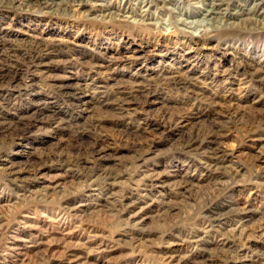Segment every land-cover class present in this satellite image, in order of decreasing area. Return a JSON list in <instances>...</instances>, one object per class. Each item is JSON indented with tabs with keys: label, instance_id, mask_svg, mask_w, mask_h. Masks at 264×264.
Wrapping results in <instances>:
<instances>
[{
	"label": "rangeland",
	"instance_id": "obj_1",
	"mask_svg": "<svg viewBox=\"0 0 264 264\" xmlns=\"http://www.w3.org/2000/svg\"><path fill=\"white\" fill-rule=\"evenodd\" d=\"M141 1L0 0V62L50 52L20 94L0 81V264H264V26L194 36L155 2L139 26ZM147 177L164 184L144 215L127 203Z\"/></svg>",
	"mask_w": 264,
	"mask_h": 264
},
{
	"label": "bare ground",
	"instance_id": "obj_2",
	"mask_svg": "<svg viewBox=\"0 0 264 264\" xmlns=\"http://www.w3.org/2000/svg\"><path fill=\"white\" fill-rule=\"evenodd\" d=\"M88 1L89 0H60V4L58 3L57 5H55L57 7H55V9L52 11L59 12V10L61 9V7H60L61 5L65 6V8L68 6L69 7H82L84 5H87ZM257 1H258V3H254L250 8L249 7L247 9L246 8H238V9L231 10L230 9L231 0H228V2H226L225 0H189V2L187 0H142L141 1L142 3H138L140 6H142V8L140 10V14L138 16H136V18H138V19H136L137 21L134 20L133 23L137 24L139 26L144 25V22H145L144 21V17H145L144 15L148 10V9H144V8L151 6L155 2V3H160V5L162 7L172 6L174 9L168 10V11H170L173 15H175L176 23L178 25L183 26L186 29L194 30V33H192L194 36H198L200 31H201V30L199 31L197 29V27L203 26V25H205V23L206 24L208 23L209 26H211L212 28L229 29L227 33H234L236 31H238V29H243V28L252 29L250 25L253 26L254 24L255 25L260 24L261 26H264V0H257ZM11 2L18 4V8L19 7L20 8L21 7H27L29 9V8L33 7L35 4L36 7H41V9H44V10H49L50 8H52V5L54 4L53 0H11ZM126 2H129V0H123V3H126ZM135 2H138V0H135ZM254 2H255V0H254ZM186 3L188 6H191V7H197V8L199 7L203 11V14H201L200 20L189 21L188 18L187 19L183 18V16H185V15L182 13V11L184 9L183 6ZM127 6H128V4H127ZM90 7H92V9L90 10L92 13H94V14L99 13L100 15H102V17L106 16V17L111 18L114 16V15H112L113 13H107L108 12V4H104V5L103 4L102 5L101 4H93ZM62 11H64V10H62ZM122 11L124 12L123 14H129V15L132 14V12H130L128 9L127 10L124 9ZM120 17L123 19L124 22H126V19H128V17H124V16H120ZM96 18H99V16ZM232 20H239V23L238 24L231 23L230 21H232ZM241 24H243L242 28L239 27V25H241ZM146 25H150V24H146ZM227 33H226V35H228ZM40 48L41 47H38L34 50H30L29 52L25 53V56H21V57H18L17 55H14V53H12L11 56L6 57V59H4L5 61H1L0 62V81L5 82V84H8L9 87H10L11 83L12 84L14 83L15 85H13L10 88L17 90V93L20 94L21 93V91H20L21 86L27 85V83L26 84H22V83L26 79L27 80L29 79V81H32L34 79V77L36 76V74H35L36 68L39 66L41 61L45 57H47V55L50 54V52L47 48H45V47L43 48V49H46V53H43L44 51ZM21 73H22V75H21ZM23 74L26 77L24 81L21 79L24 76ZM64 93H65L64 95L67 97L72 96V94L68 93V91H65ZM93 94H95V92H93ZM0 98L4 99L5 96L0 94ZM83 103H87V102H83ZM25 126H28V124ZM197 142L198 141L194 140V141L189 142L188 145L190 147H195L197 145ZM200 147H201V145H198L197 148L200 149ZM204 153L205 152H203V154H202L203 157H205L204 155L206 154V153L205 154ZM213 161H217V159L202 158L201 164L210 166L214 163ZM211 162H213V163H211ZM19 173H20L19 171H11L9 173L8 177L17 178ZM142 181L145 184V187L149 189V190H146L147 193H143L140 196V200L130 201L131 197H126L125 200H127V202L130 201L129 203H127V207L133 208L134 206H138L139 207V209H138L139 213L138 214H144L145 215V214H147V211L152 210L153 205H155L151 202V200L146 202L147 199L150 198V196L157 193V191H153L150 188H154V189L155 188H157V189L163 188L162 185L164 184V182H162L159 178H152V177L144 178ZM93 191H98V190H93ZM111 199H113V198H111ZM111 199L106 198L105 202L108 200H111ZM116 203H118V205L120 206L121 202H116ZM209 213H210V216H208L207 218L210 221L203 224V226H205L203 228V233H206V234L208 232H210L211 230H213V228H214L211 224V221H214V219H211V217H213V216L220 217L221 216V214L219 212H217V210H215V208L210 209ZM261 218H262V225L260 226L261 227L260 231L264 232V213L262 214ZM201 241H203V239L196 237L195 240H193L191 243H194V245H195ZM226 241L225 242L220 241V243H221V244L219 243L220 246H222L224 248V246H226L227 242H228V241L227 242ZM4 252H6L8 257L13 255L12 261L14 263L23 262V260H25V257H26V253L24 252V250H22L21 247H10L9 246V248H6L4 250Z\"/></svg>",
	"mask_w": 264,
	"mask_h": 264
}]
</instances>
